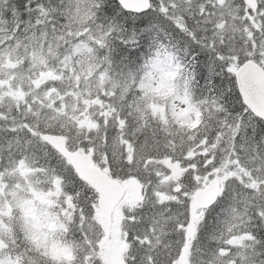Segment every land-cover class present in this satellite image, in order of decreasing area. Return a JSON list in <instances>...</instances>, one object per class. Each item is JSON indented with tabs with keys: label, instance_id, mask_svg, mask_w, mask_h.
I'll return each mask as SVG.
<instances>
[{
	"label": "snow or ice",
	"instance_id": "obj_1",
	"mask_svg": "<svg viewBox=\"0 0 264 264\" xmlns=\"http://www.w3.org/2000/svg\"><path fill=\"white\" fill-rule=\"evenodd\" d=\"M0 264H264V0H0Z\"/></svg>",
	"mask_w": 264,
	"mask_h": 264
}]
</instances>
